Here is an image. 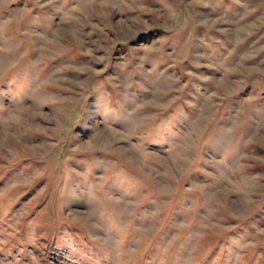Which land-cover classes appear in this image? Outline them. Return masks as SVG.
Segmentation results:
<instances>
[{
	"label": "rangeland",
	"instance_id": "rangeland-1",
	"mask_svg": "<svg viewBox=\"0 0 264 264\" xmlns=\"http://www.w3.org/2000/svg\"><path fill=\"white\" fill-rule=\"evenodd\" d=\"M0 264H264V0H0Z\"/></svg>",
	"mask_w": 264,
	"mask_h": 264
}]
</instances>
